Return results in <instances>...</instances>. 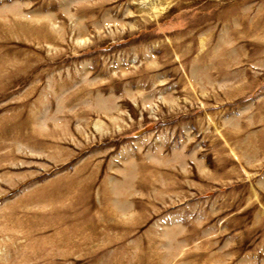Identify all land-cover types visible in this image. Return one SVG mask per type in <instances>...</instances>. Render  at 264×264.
Masks as SVG:
<instances>
[{"label": "rangeland", "instance_id": "rangeland-1", "mask_svg": "<svg viewBox=\"0 0 264 264\" xmlns=\"http://www.w3.org/2000/svg\"><path fill=\"white\" fill-rule=\"evenodd\" d=\"M0 264H264V0H0Z\"/></svg>", "mask_w": 264, "mask_h": 264}, {"label": "bare ground", "instance_id": "bare-ground-1", "mask_svg": "<svg viewBox=\"0 0 264 264\" xmlns=\"http://www.w3.org/2000/svg\"><path fill=\"white\" fill-rule=\"evenodd\" d=\"M14 21V20H13ZM3 139V138H2Z\"/></svg>", "mask_w": 264, "mask_h": 264}]
</instances>
